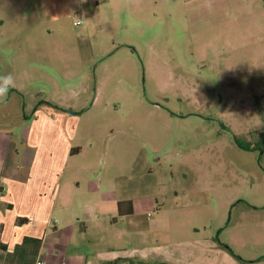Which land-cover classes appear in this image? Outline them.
<instances>
[{
  "label": "rangeland",
  "instance_id": "374dc122",
  "mask_svg": "<svg viewBox=\"0 0 264 264\" xmlns=\"http://www.w3.org/2000/svg\"><path fill=\"white\" fill-rule=\"evenodd\" d=\"M31 15L30 45L7 47L28 39L12 23L0 57L37 60L23 106L78 111L72 179L113 184L149 219L160 205L179 227L197 225L198 246L213 238L241 264H264V0H113L97 27L54 26L41 0ZM97 195L86 200L97 214L116 210Z\"/></svg>",
  "mask_w": 264,
  "mask_h": 264
},
{
  "label": "crops",
  "instance_id": "0c3cea01",
  "mask_svg": "<svg viewBox=\"0 0 264 264\" xmlns=\"http://www.w3.org/2000/svg\"><path fill=\"white\" fill-rule=\"evenodd\" d=\"M35 2L12 0L6 9L3 0V38L12 23L20 32L24 23L28 31V39L9 42L7 47L14 44L21 48L32 42L35 24L31 8ZM41 2L45 20H51L54 26L74 18V25L81 20V25L97 27L96 17L106 5L113 6V0ZM27 5L29 15L21 18ZM6 43L3 39L0 48ZM36 70L35 57H0V75L11 74L15 81L11 88L15 98L11 95L0 103V264H241L213 238L202 239L198 246L197 225L183 222L179 227V218L162 216L160 205L153 209L158 214L149 219V209L132 200H119L113 184L107 193L101 181L83 188L79 177L72 179L80 171L69 166L83 149L76 144L80 122L70 114L78 111L68 112L47 98L32 109L23 106L21 99L38 79ZM43 78L49 79L47 75ZM12 111L19 113L16 120L8 114ZM97 193L103 196L104 207L115 202L116 210L97 214L88 206L86 200L99 199ZM121 202L124 211L131 208L132 214L119 213ZM182 226L189 232L188 237H173ZM163 234L169 235L167 239H161Z\"/></svg>",
  "mask_w": 264,
  "mask_h": 264
},
{
  "label": "clouds",
  "instance_id": "9594fccd",
  "mask_svg": "<svg viewBox=\"0 0 264 264\" xmlns=\"http://www.w3.org/2000/svg\"><path fill=\"white\" fill-rule=\"evenodd\" d=\"M12 87H14L12 75H0V103L6 101L8 93Z\"/></svg>",
  "mask_w": 264,
  "mask_h": 264
},
{
  "label": "trees",
  "instance_id": "16d2710c",
  "mask_svg": "<svg viewBox=\"0 0 264 264\" xmlns=\"http://www.w3.org/2000/svg\"><path fill=\"white\" fill-rule=\"evenodd\" d=\"M240 143V142H239ZM251 145V144H250ZM241 146L242 147H245L247 150H251L249 147H247V144H244V143H241ZM123 205H124V203H119V213L121 214V215H125V214H132V209L130 208V210H128V211H124V208H123ZM25 242H28V240L27 241H25ZM37 243V246L39 247L40 246V242H36ZM37 247V248H38ZM226 248H228V250L230 251V252H232L230 249H229V247H226ZM232 254H233V252H232ZM234 255V254H233Z\"/></svg>",
  "mask_w": 264,
  "mask_h": 264
},
{
  "label": "built area",
  "instance_id": "2783aa9c",
  "mask_svg": "<svg viewBox=\"0 0 264 264\" xmlns=\"http://www.w3.org/2000/svg\"><path fill=\"white\" fill-rule=\"evenodd\" d=\"M81 24H82V21H81V20H79V21H77V22L75 23L76 26H80ZM38 264H46V263L40 261V262H38Z\"/></svg>",
  "mask_w": 264,
  "mask_h": 264
}]
</instances>
